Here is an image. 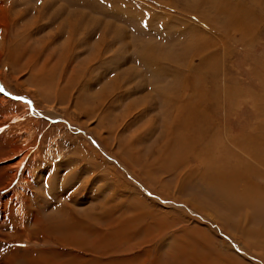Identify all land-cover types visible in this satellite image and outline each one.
Returning a JSON list of instances; mask_svg holds the SVG:
<instances>
[{"label": "rangeland", "instance_id": "obj_1", "mask_svg": "<svg viewBox=\"0 0 264 264\" xmlns=\"http://www.w3.org/2000/svg\"><path fill=\"white\" fill-rule=\"evenodd\" d=\"M83 14L85 17H88L87 20H84L87 22V33L79 30L80 25L85 23H83L82 20L84 17L82 16ZM243 15L244 17L246 16L247 20H245ZM238 18L241 19L239 20ZM240 28H243V31L242 29L239 31ZM245 28L247 29L246 33H244ZM23 33L26 35H32L33 37L31 38L39 39L43 46H45L43 52L44 57L47 59L48 69L50 67H54L57 61L62 62L60 66H65V68H60L61 70L58 69L59 71H56L53 74V78L55 77L62 87L65 85L66 77H70L74 74L75 76H82V79L80 78L79 81V83L81 82V86L75 89H70L69 99L66 97L64 100H59L56 98V94L53 91L46 94L44 87L42 99H33V92L36 84L33 80L37 79L36 77L31 75L29 72L24 71V73L28 74V76L23 75L21 78V80H25V84L24 86H17L14 81L15 76L9 75L11 72L10 68L3 70V68L7 67L11 61V58L8 59L9 56L5 52L7 51L8 46L12 47V39L10 38ZM121 36H123V39L121 38L119 40L120 42L118 41L119 43L117 42V44H115V38H120ZM21 38L23 37H19L18 39ZM81 41L83 42L82 47L79 45ZM71 42H73V44L77 47L73 45V48H71L69 45ZM30 52L33 53L32 51ZM21 54L22 53H18L19 56ZM150 54H155L157 56L154 58L151 57ZM140 57L146 58L145 62H143ZM150 57L153 58V60L151 59L148 61ZM92 58H94V61L89 62L88 60H91ZM12 61L14 64L21 65L18 56H14ZM88 65H90V67H88ZM60 75H62L61 78ZM16 77H20V74H16ZM261 77L263 79H261ZM0 79L3 81L4 87L8 89L10 94L13 96V100L10 98L12 102H10L5 108L2 109L0 105V123L2 122V124H0V135L13 130L16 132L15 134L20 133V136L24 135L25 137L23 138L29 139L28 145H23V147L25 152L27 150L30 152L29 157H27V162H31V160L36 161V167L31 169V182L33 183L34 179L40 176V171H42L41 173L43 176L40 178V187L36 190L35 194H33L32 190L30 201L31 203L33 202V204L25 207L19 205V207L14 206L15 209H7L11 213L8 216V220L0 222V264H7L9 256L12 257L11 264H19V262L17 263L15 261L17 256L13 254L15 249L22 251L26 250L28 254H33L32 256L35 259H39L40 264H66L72 261V259L68 257L58 258L57 255L52 252L39 254L53 246L50 245L48 239L42 240L40 237L31 236L33 242L27 243L29 242L27 236L30 237V232L27 233L26 236H22L21 234L22 229L26 233L28 229L31 228V226H29L27 229L24 227L23 223L30 220L32 214H37L38 218H44V220L47 221V218L51 216L50 214L53 213L55 209V203H64L67 199L66 196H64L61 201H56L54 199L47 202L46 199L50 196L49 193H45L44 197L39 195V191L42 193L47 189L49 173L59 171V179L55 180V182L59 181L58 184H62L61 182L63 181L62 178L64 176L61 177V175L64 174L65 171H67L65 175H68L72 172V170H79V166L81 164L72 165L70 167H68L69 165L63 166L62 168L60 167L59 170H56V166L62 165L63 160L68 158L78 159V152L86 149L97 151L98 160H105L104 162H110L109 157L112 154L113 157L117 158L115 155L117 152L121 153L128 161H131L130 156L132 155V152H128L129 155L122 152L120 148L121 146L118 147L117 145L119 144L115 142V140L114 142L109 141L111 149H106L104 143L95 135V128L98 126V123L100 124L99 118L95 117L88 119L79 114L80 112H85V110L88 109L86 102H82L84 108L83 110L77 109L78 113L74 108V102L80 92L85 89L86 92H81V94L86 97V95H91L92 92H95L101 88V86H104L105 82V87L110 84L115 86L120 84L123 86L119 92L121 91V93H126L119 99H122L119 102L120 104H116V111L112 112L110 110L111 117L105 121L108 123V127L106 129L108 130L114 126L117 119L115 117V122L113 121L114 124L112 119L116 114L117 118H122L124 113H127L125 110H127L129 105L132 104V112L136 111V113L131 112L128 119H133L134 117L137 119L138 117V120L136 121L137 123L135 122L133 126L131 125V128L123 125L121 129L123 133H121L120 130L115 129V132H113L114 134L111 133V136H114L116 141L121 139L120 141L127 142L131 138V135L136 132H141L140 130H142L144 132L142 133V140L137 142L133 147V149H139L140 153L142 152L141 158L147 159L146 153L148 149L150 152L155 151L156 139H158L161 132L167 126L168 120L166 118L169 116L165 112V100L167 98L162 95L164 93L169 95L173 101H176L178 99L177 97L181 93L187 91L189 101L194 103L191 108L195 106L196 113L198 110L197 107H200L205 100L209 101H205V104H203V110L205 113H209V120L213 123V130L218 133L216 134L217 136L210 135V138L213 136V139L211 140L213 143L212 145L203 144V146L208 149L209 154H213L215 151L214 143L217 140L216 137H218L222 139L223 145L229 148L230 144L228 141L236 134L245 132L252 123L253 125L259 121L264 123V110H262L264 109L262 108V106H264V0H0ZM85 79L91 80L92 84L83 88L82 84ZM227 87L229 89H227ZM230 87L231 90L235 89L236 91H241L243 94H240H242L241 96L243 97L239 100L238 95H231V93H229ZM216 88L221 90L218 91ZM245 90L248 91L247 94H251V92L254 91L252 93L253 97L254 94H259L257 104L254 101V103L252 101L246 102L245 99H243L246 95ZM47 98H51V101H48ZM181 98L182 96L179 98V101ZM213 99L216 103H213ZM137 101H141L138 106L136 104ZM33 103L37 106L35 105L34 107ZM149 105H152V108L147 107V109H145L144 112H141L139 116V106L144 108ZM136 106L138 109H136ZM37 112L43 115H56L58 119L54 120L56 123H52L48 120L45 122L46 124L40 123V125L36 127L34 124L38 117V114H36ZM71 115L77 117V120L79 119L80 121L76 122L72 120ZM118 115L121 116L118 117ZM191 115L194 116L195 113L191 112ZM151 120L156 121L153 130L151 129L152 131L147 130L148 128L145 126L150 123ZM29 126H32V128ZM25 129H27V132H25ZM85 133H89L91 139H89ZM209 133H212V130L209 131ZM187 135L189 136L190 134ZM10 137L11 139L14 138L12 135ZM175 138L174 150L176 148L177 141L182 145L183 142H188L189 139L187 138L190 137H186L184 134L176 131ZM252 139V137H249L247 141L242 142L241 146L245 145V147H241L242 150H234V156L237 158V161L239 159L240 160L238 161V165H235V167L233 166V168L230 169L232 172L234 171L233 173L231 172L234 175L231 174V178L227 180L225 179V183L231 182L232 184L234 182L233 177L236 176L235 172L239 170L244 174V179H247L248 183H250L249 180L251 179V183L260 189H264V146H262V144H264V135L261 139L257 138L258 141L255 144L258 145L256 148H253L255 144L250 142ZM190 143L192 145L194 142ZM247 144L249 147H247ZM38 145H40V151L37 154L34 146L38 147ZM256 149L260 151V153ZM187 150L189 151L190 148L188 147V144L186 145L184 143V145L177 149V153L172 152V160L174 155H180L181 152L188 155L186 153ZM198 152L199 149L196 148L194 154H198ZM252 152L253 155H251ZM7 153L8 152L4 147H0V168L15 163L10 162L12 160L11 155L4 157ZM247 156H250L253 160L247 162L244 158ZM199 158L206 160L207 155L199 153ZM90 160L91 159L89 158L87 159L88 162H90ZM177 160L178 159L175 161L177 162ZM237 161L235 163H237ZM191 162L193 165L196 164L193 160ZM200 163L206 167V163L201 162V160ZM181 164V161L176 163L171 170L177 167L178 169L183 168L180 167ZM31 165L33 164L30 163V168ZM111 165L110 167L113 168V170L110 171L109 169L110 175L118 179L120 181L119 187L128 192L132 188L125 182L126 177L129 179V176L116 164H114V166ZM135 167L139 171H144L142 167L138 165ZM38 168L41 170H37ZM118 169L120 171L117 172L116 170ZM206 169H204V172ZM19 170L22 169L19 168ZM19 170L17 172V177L13 179L10 184L12 190L14 189L16 191L18 197L20 194L18 189L15 188L19 185ZM207 171L209 172V170ZM97 173L83 176L84 179L80 176V174L85 175L87 173H78L79 175L75 176V179L73 180L74 182L71 181L69 183V180H67L68 186L69 188L71 186H81L86 182V180L93 182L96 177H100L101 175L103 176L101 172L97 171ZM103 173L109 176L108 170H104ZM170 174L175 175L174 172ZM142 175V177H144V182L150 181L151 175H147L145 172H143ZM194 177L197 178L198 176L195 175ZM236 177L238 178V176ZM164 180V183L169 184V189L172 187L170 190L172 194L177 193L179 197L181 196V201H184L183 199H190L196 204H200L197 203L200 201L201 203L203 202L202 206L205 208V211L202 213L203 216L207 217L211 214L218 215V217H216V221L225 234L236 235L238 230L236 227H233L236 225L235 222L240 221L242 217L241 214H243L242 212L246 213L250 210L249 208L251 204L247 203L240 204L242 205V207L240 206V210L236 208V198L233 199L234 193L232 194L231 191H225L227 196L226 200L223 199V201L219 202V199L222 198L218 199L217 197L215 198L212 196L209 203H207V201L203 200L200 195H197L196 190L190 189V187H188L189 185L185 186L188 184L187 182H183L185 184H183L184 189L179 193V191L176 190L177 186L175 183H177V180L175 176H170L168 179L164 178ZM101 183L102 182H98L97 186ZM215 183H217L216 185L218 188L221 180L220 182L216 181ZM4 185V179H2V181H0L1 197L5 195V191L7 190V186L4 187ZM10 185H8V187ZM211 185L216 187L214 184ZM159 186L160 185L156 187ZM226 186L227 184H222V188H225ZM136 189L140 190L141 188L137 185ZM114 190L115 187L111 182V184H109L103 192V194L105 193L102 195L104 199L94 202V204L92 203L85 211H82V209L85 206L87 207L92 200H81L77 203L76 209H79L77 211L86 212L90 208L96 209L95 206H99L101 201L112 197L111 194H113ZM87 191H89V189ZM133 191L134 189L129 192L130 194L127 196V200H125L126 202L129 200L128 203H133L134 201L138 202L143 200L145 203L156 204L153 203L155 201L159 203L146 193L143 194L140 192L139 195ZM235 191L237 193L239 192L238 190ZM29 193L30 190H26V194ZM221 193L225 195L223 191L218 194ZM261 195L264 196V193ZM36 196L37 200L35 201L34 198ZM82 196L83 194H80L77 196V199H81ZM215 200L218 202V206L216 208L212 206L216 203ZM262 200H264V197H262ZM122 204L124 203L122 202ZM117 206H119L118 203ZM1 208L2 205H0V209ZM134 208H125L124 211L132 213ZM145 208L146 207H144V210L148 212V209ZM171 208H173L172 205L169 210L162 209L157 205L156 208H152V211L154 212V217L157 219V226L160 223H163L164 231L171 236L173 242L170 240H164L163 236H159L157 239L161 238L162 241L156 239L157 241L155 240L153 245H150V248L144 257L138 258L135 262H127L125 257L113 256V263L152 264L157 256L156 264H201L199 262H193L190 259L188 260L185 256L176 255L175 251H178L177 254H180L179 251H182L181 248L185 247V245L182 243L180 244L178 241L181 242L183 238L187 237L192 239L193 236L190 235L191 232L189 229H187L189 234L186 230L184 233L183 231L173 229L170 226L171 222L167 223L165 219L167 215H170L171 213L180 214ZM254 208H256L255 213L260 214L259 216L263 218L260 220L256 214H251V222L259 224L262 222L261 225L264 230V202L259 203L257 207L254 205ZM187 213L193 219L197 217L196 214H193L190 211H187ZM117 215H115V217ZM232 215H235L236 217ZM22 218H25V220H22ZM256 218L260 221L256 222ZM21 221L23 223H20ZM200 221L203 223L200 224V226L203 227V232L212 240L215 250L217 249L223 256L233 257L229 259V261H225L227 264H262L257 259L251 257L249 258L246 251H239L236 247L230 245L231 242L229 243L220 232H217L216 236L211 233V231H218V228L214 225V223H209L206 220ZM204 225L208 226V228H205ZM200 226H194V228L199 229L201 228ZM141 233V239L149 238L148 228L141 231ZM180 234L183 238H181ZM90 236L91 234H88V236L84 238L87 243H89L88 246H90L92 250L96 249L94 251L97 253L102 254L103 251H105L106 253H111L112 255L114 253L118 254V251L122 249L121 246L117 244H111L110 246L105 245L104 243L100 246L101 248H96V244L93 245L94 240ZM175 237L177 241H174ZM241 239H245L244 242L246 243H250L252 241L256 243L260 242V237L256 234L253 236L247 235L245 238ZM223 240L229 244L228 249L221 245ZM177 242L180 245H177ZM237 242L240 241L237 240ZM136 245L137 244L134 241L122 247L127 249L136 247ZM188 245L190 248L193 247L192 243L191 245ZM204 253L208 254L207 257L210 263H217L213 260V252L210 247L202 252V254ZM252 254L254 255V253ZM137 255L138 254H135L134 256ZM27 258L28 255L25 259ZM14 261L15 263H13ZM72 262V264H82L77 260ZM21 263L25 264L26 262L24 263L22 261L20 264Z\"/></svg>", "mask_w": 264, "mask_h": 264}, {"label": "bare ground", "instance_id": "obj_2", "mask_svg": "<svg viewBox=\"0 0 264 264\" xmlns=\"http://www.w3.org/2000/svg\"><path fill=\"white\" fill-rule=\"evenodd\" d=\"M220 9H223V8H220ZM242 14H244V13H242ZM82 16H84L82 19L83 23H84L85 22L84 20H87L88 17H85L84 14ZM243 17H244V15H243ZM247 17H248V15H247ZM244 18H245V20H247L246 16ZM238 22H235V23H238ZM86 24H87V22H85L84 24H81L79 30L85 31L87 33L88 27H86L87 26ZM101 24H102V22H101ZM94 28H95V26H94ZM114 28H116V27H114ZM241 29L243 31V28H240L239 31ZM246 32H247V29L245 28L244 33H246ZM19 37H23V38L18 39ZM31 37H33V36L30 34L26 35L23 33V34H19L16 36H12L10 38V39H12L11 43H12L13 48L8 46V49L5 52L9 56L8 59L11 58V61L7 67L3 68V70L10 68L11 72L9 73V75L15 76L14 81L16 82L17 86H24V84H25V80L23 81V80H21V78L23 77V75L28 76V74L24 73V71H27L31 75L36 77L37 79L33 80L36 82L35 90L33 92L34 93L33 99H37V98L42 99L43 87L45 89L46 94H49L48 92L53 91V92H55L57 99L64 100V99H66V97H68V99H69L70 89H75V88L81 86V84H80L81 82L79 83V81H80V78L82 79V76H80V75L75 76V74L71 75V76L69 75L70 77H66L65 85H63L64 87H62L61 84L55 79V77L53 78V74L56 71H59L58 69L65 68V66H63V65L60 66L62 64V62H60V61L56 62L55 61L56 62L55 65L53 64L54 67L51 68L49 66L50 68L48 69L47 59L44 57V52H43L45 49V46H43V44L39 41V39H34ZM121 38L123 39V36H121L120 38L116 37L114 40L115 44H117V42ZM69 45L71 46V48H73V45H75V44H73V42H71ZM79 45L82 47L83 42L81 41L79 43ZM75 47H77V46L75 45ZM30 51H32L33 53H31ZM57 52H59V51H57ZM18 53H22V54L19 56ZM14 56H18L19 62H21V65L14 64V62L12 61V58ZM150 56L155 58L157 55L150 54ZM151 57L148 59V61L151 59L153 60V58H151ZM141 59L143 62H145V60H146V58H144V57H142ZM88 61L93 62L94 58H92L91 60H88ZM137 61H138V59H137ZM72 66H74V65H72ZM88 67H90V65H88ZM153 67H154V65H153ZM74 68H76V67H74ZM74 68H73V70H74ZM62 70H64V69H62ZM80 72H82V71H80ZM18 73L20 74V77H16V74H18ZM57 73H59V72H57ZM62 75H60V78L62 77ZM161 77H163V76H161ZM259 79H260V77H259ZM261 79H263V78L261 77ZM131 82H132V80H131ZM131 82H129V83H131ZM105 83H104V86H101V88H99L97 91L92 92L91 95H86V97H84L83 94H81V92H86V90L83 89L74 102V108H75V110H77V109L83 110L84 106L82 105V102H86L88 109L85 110V112H83V111L80 112L79 114L81 116L88 118V119H92L95 117L99 118L100 124L98 123V126L95 128V131H96L95 135L97 136V138L104 143V145L106 146V149L107 148L111 149V144L109 141L114 142V140H115V142H117L119 144L117 146L118 147L121 146L120 148H121L122 152H125L126 154H128V152H132L131 153L132 155L130 156L131 161L126 160L122 156V154L119 152H117L115 154L118 159L116 157H113L112 156L113 154H112L109 157L110 162L109 161L104 162L105 160L99 161L97 151H95V150L93 151L92 149L91 150L86 149L84 151L78 152L79 153L78 159L77 158H74V159L68 158L66 160H63L64 165L63 164L57 165L56 170H59L60 167L62 168L63 166L69 165L68 167H70L72 165H80L81 164L79 166L80 169L79 170L78 169L72 170V172L69 173L68 175H65V173L67 172V171H65L64 174L61 175V177L64 176L63 177L64 179L62 178L63 181L61 182L62 184H60V185L58 184L59 181L55 182V180L59 179L58 176H60V172L54 171V172L49 173V177H48V181H47L48 182L47 189L45 191H43L42 193H41V191H39V195L41 197H44L45 193H49L50 196L48 197V199H46L47 202H50L54 199L56 201H58V200L61 201L64 196H66L67 199L64 203H61V202L60 203L58 202V204L55 203V206H54L55 209H54L53 213L50 214L51 216L47 218V221H45L44 218L43 219H41L40 217L38 218L37 214H32L30 217V220H27L24 223L22 221L20 222V223H23L24 227H26L27 229L29 228V226H31V228H29L26 233L24 232L23 229L21 230V228H20L22 236H26L27 233H29V232L31 234L30 237L27 236V239L29 241L27 243L33 242L31 239V236H33V237L36 236L38 238L40 237V238H42V240L48 239L50 242V245H53V246L50 247V249L44 250L39 254H45V253H51L52 252V253L56 254L58 258L68 257V258H71L72 261L77 260L78 262H81L82 264H115L112 261L113 256L125 257L127 259V262H135V260H137L138 258L144 257L146 255V253L148 252V250L150 248V245H153V243L155 242V240L157 238H159V236H163L164 240L172 241L171 236L168 235L163 229L164 224L160 223L157 226V224H156L157 219L154 217V212L152 211V208H156L157 205L159 207H161L162 209H166V210H169L170 206L172 205L173 208H171V209L176 210L177 213H180V214L171 213L170 215H167L166 217L164 216L167 223L171 222L170 226L173 229L183 231L184 233L187 231V229H189L191 232L190 235L193 236L192 239H190L189 237L183 238V236H181V234H180L181 238H183V239L181 240V242L180 241H178V242L180 244L182 243L183 245H185V247H183L184 249L181 248L182 251L181 252L179 251L180 254H177L178 251L174 250L176 255L185 256L188 260L190 259L193 262H199L201 264H212L208 260V257H207L208 254L207 253L202 254V252L204 250H206L207 248L210 247L212 252H213V255H212L213 260L215 262H217L214 264H227L225 261L226 260L229 261V259L233 258V257L223 256L221 254V252L219 253L217 249L215 250L214 243L203 232V230H202L203 227L200 226V224L202 223L200 220H204V221L206 220L209 223H214V225L218 228V231H211V233H213L216 236V233L220 232L224 236V238L226 240H228L229 243L231 242L230 245L236 247V249L239 251H246V253H248L247 255L249 256V258L251 257V258L257 259L262 264H264V230H263V226L261 225L262 222L260 224L251 222V220H252L251 214H253V215L256 214L255 213L256 208H254V205H255V207H257L259 203L264 202V200H262V197H264V196L261 195L264 193V189H260L259 187H257L253 183H251V179L249 180L250 183H248L247 179L246 180L244 179V174L239 170L237 172H235V175L238 176V178L236 176H234L233 177L234 182L232 184H231V182L230 183L224 182L225 179L227 180V179L231 178L230 175L234 171L232 172L230 169L233 168V166L235 167V165H238V161L240 160L238 158L239 160L237 161V158L234 156V153H233L234 150H237V151L242 150L241 147H245V145L241 146L242 142L247 141L249 139V137L253 138L250 142H252L254 144L257 143V141H258L257 138L261 139V137L264 135V123H261L260 121H259L260 123L257 122L254 125L252 123L246 129L245 132L236 134L233 138H231L228 141V143L230 144L229 148L223 145L222 139L216 137V139H217L216 140L214 138L216 140V142L214 143L215 151L213 154H209L208 149L205 148L203 146V144L204 145H207V144L212 145L213 143L211 140L213 139V136H215L218 132L213 130V123L211 120H209V113L208 112L205 113L203 110V104H205L206 100L200 105V107H197L198 110L196 113V107L194 106L191 108L192 104L194 105V103L189 101L187 91H184L183 93H181L182 95L180 94L177 97L178 99L176 101H173L171 99V97H169V95H166L164 93L162 95L165 98H167L165 100L166 101V109H165L166 111L165 112L169 116L166 118L168 120L167 126L161 132L158 139H156L155 151L150 152V151H148L149 150L148 149L147 153H146L147 159L141 158L142 152L140 153L139 149H133V147L136 145L137 142L142 140L141 139V137L143 136L142 133H144L142 130H140L141 132H136L135 134L131 135L130 136L131 138L127 142L120 141L121 140L120 138H118L120 140L116 141V139H114L115 137L111 136V133L115 132V129H118L121 131L123 125L129 126L128 128H131L133 126V124L138 120V117H137V119H136V117H134L133 119H128V117H130L129 114L132 112V109H131L133 107L132 104L129 105L127 110H125V111H127V113H124L122 118H117V114H116L112 119V122L113 121L115 122V117L117 119L115 124L113 122L114 126L112 128H109L108 130L106 129L108 127V123H106L105 121L111 117L110 116L111 115L110 110L112 112L116 111V107H117L116 104H118L122 100V99L121 100H119V99L122 98L126 92H122V93H121V91L119 92V90H121V88L123 87L120 84L117 86L110 84L109 86L105 87ZM125 83H127V82H125ZM91 84H92L91 80L85 79L82 86H83V88H86V87L90 86ZM227 89H229V88L227 87ZM199 90H200V88H199ZM216 90H218V89L216 88ZM219 90H221V89H219ZM202 92H204V91H202ZM253 92H251V94H247L248 91H246V95L244 96L243 99H245L246 102H248V101L253 102L254 101L257 104L259 94H254V97H253V94H252ZM229 93H231V95H236V96L238 95L239 100L243 97V96H241L243 94L241 91H236L235 89L231 90V87H230ZM240 93H242V94H240ZM220 94H218V95H220ZM211 95H213V94H211ZM181 96H182V98L179 101V98ZM12 97H13L12 94H10L9 90L4 87L3 81L0 79V105H1L2 109L5 108L10 102H12V100H13ZM47 100L51 101V98H47ZM206 102H209V101H206ZM140 103H141V101L140 102L137 101V103H136L137 106L140 105ZM213 103H216L214 101V99H213ZM242 103H243V101H242ZM33 105L35 107L36 104L33 103ZM137 106H136V109H138ZM213 106H215V105H213ZM213 106H211V107H213ZM147 107L152 108V105L145 106L144 108L139 106L140 109L138 111V115L141 112H144V110L147 109ZM174 107H175V110H174ZM262 108H264V106H262ZM35 109H37V108H35ZM78 110L76 111L77 113H78ZM262 110H264V109H262ZM76 112H75V115H76ZM134 112L136 113V111H134ZM134 112H132V113H134ZM191 112H194L195 115L192 116ZM36 114H38V117H37L36 122L34 124V126H36V127H38L40 125V123L46 124L45 122L48 120L52 123H56L54 120L58 119V117L56 115L53 116L52 114L51 115H49V114L43 115L39 112H37ZM120 116L121 115H118V117H120ZM71 119L76 121V122L80 121L79 119L77 120V117H75L73 115H71ZM155 123H156V121L151 120L150 123L146 124L145 126L148 128L147 130L152 131ZM0 124H2V122ZM29 127L32 128V126H29ZM25 130H26L25 132H27V129H25ZM211 130H212V133H209V131H211ZM176 131L184 134L186 137H190V138H187V139H189L188 142L182 143V145H184V143L186 145L188 144V147L190 148V150L189 151L187 150V152H186L188 155H185V153L181 152L180 155H174V158L172 160V155H171L172 152L177 153V149L180 146H182L177 141L176 148H175V150L173 149L174 143H175L174 140L176 139L175 138ZM15 133L16 132L12 130L8 133L0 135V147H4L5 150H7V152H8L6 155H4V157L11 155L12 160L10 162H15L14 164L0 168L1 169L0 173L2 172L0 174V181H2V179H4V184H5L4 187L7 186V190L5 191V195L2 197L0 196V205H2V208L0 209V222L8 220V218H9L8 216L11 213L7 209H10V208L15 209V207H19V205L25 207L27 205L30 206L33 204V202L31 203V201H30V196L32 195V190H33V194H35L36 190L39 189V187H40V181H41L40 178L43 177L42 173H41L42 171H40L41 169L38 168L37 170L40 171L39 172L40 176L37 175L38 177H36V175H35L36 178L34 179L33 183L31 182L32 181L31 180L32 179L31 169L33 167L34 168L36 167V161L31 160V162L30 161L27 162V157H29L30 152L28 150L25 152V149L23 147V145H26V146L28 145L29 139L23 138L25 136L24 135L20 136L19 135L20 133L19 134H15ZM104 133L106 136L104 135ZM121 133H123V132L121 131ZM85 134L89 137V139H91V136L89 133H85ZM187 134H190V135L188 136ZM11 135L14 138L11 139V137H10ZM210 135H213L212 138H210ZM180 138H181V136H180ZM95 141H97V140H95ZM121 142H122V144H121ZM190 142H192V143L194 142V143L191 145ZM257 145L255 144V146H253V148H256ZM251 146H252V144H251ZM262 146H264V144H262ZM34 147L36 149L35 151H37V154H38L40 151V148H39L40 145H38V147H36V146H34ZM247 147H249V145ZM37 148H39V149H37ZM196 148L199 149L198 154H194V151L196 150ZM259 148H261V147H259ZM251 149H252V147H251ZM262 150H263V148H262ZM254 152H256V151H254ZM258 152L260 153V151H258ZM106 153H108V152H106ZM199 153L206 154L207 159L205 160V159L199 158ZM251 155H253V152ZM254 156H255V154H254ZM88 158L93 160V161L90 160V162H88L87 161ZM244 158L247 162L253 160L250 158V156H247ZM176 159H178L177 162L175 161ZM192 160L196 163L195 165L192 164V162H191ZM200 160H201V162L206 163V167H205V165L200 163ZM180 161L182 162L180 167H183V168L178 169V167H177V168L171 170L176 165V163H179ZM236 161H237V163H235ZM30 163L33 164V165H31V168H30ZM73 163H75V164H73ZM255 163H256V161H255ZM114 164H116L119 168H121L123 170V172L125 171L127 173V175L129 176L130 180L126 177L125 182L132 188L128 192H126L123 188H120L119 187L120 181L118 179H116L115 177L110 175V171L113 170V168H111L110 165L114 166ZM136 165L142 167V169L144 170L143 172H145L147 175H151L150 181L144 182V177H142L143 172L139 171L135 167ZM39 167H40V165H39ZM19 168L22 170H19ZM109 169H110V171H109ZM204 169H206L205 172H204ZM18 170H19V173H18L19 185L15 189H18V192L20 194L19 197L17 196L16 191L14 189L12 190L11 185H10L12 183L13 179H15L17 177ZM70 170H71V168H70ZM104 170H106V171L108 170L110 178L107 174L103 173ZM198 170H200L201 172ZM207 170H209V172ZM97 171L101 172L103 174V176L101 175L100 177H96V179L93 180V182H89V180H86V182L81 186L77 185V186H71L69 188L67 180H69V183L71 181L74 182L73 180L75 179L76 175L77 176L79 175L78 173H81V172H83V174L87 173L85 175L80 174V176H82V178H83V176H87V175H90L92 173L96 174ZM116 171L118 172L120 170L118 169ZM172 172H174L175 175H173V174L171 175L170 173H172ZM160 173H161V176H160ZM155 174H158V175H155ZM97 175H98V173H97ZM195 175H197L198 177L195 178L194 177ZM232 175H234V174H232ZM170 176L176 177V180H177V181L175 180L177 182V183H175L177 186L176 190L179 191V193L184 189V187H183L184 183L183 182H187L188 184L186 183L187 185H185V184L184 185L185 186L189 185L188 187H190V189L196 190L197 195H200L203 198V200L207 201V203H209L210 198L212 196H214L215 198L217 197L218 199L222 198V199H219V202L223 201V199L226 200L227 196H226L225 191L227 190L229 192L231 191L232 194L234 193L233 199L236 198V200H235L236 205H237L236 208H238L239 210H240V206L242 207V205H240V204H242V203L251 204V206L249 208L250 210H248L246 213L242 212L243 213V214H241L242 217L240 215L241 219L239 222H235L236 225L234 223L235 226H233L231 223V225L233 227H236L238 230L237 233L235 232L236 235H231V234H227V233L225 234L223 229L218 225V222L216 221L217 220L216 217H218V215L211 214L207 217L203 216L202 213L205 211V208L202 206L203 202L202 203H201V201L197 202V203H200L201 204L200 205V204L194 203L190 199H183L184 201H181L180 200L181 196L179 197V195L177 193L172 194L170 192L172 187L169 189V186H168L169 184L164 183V181H165L164 178L168 179ZM154 177H156V178H154ZM220 180H221L222 184H227V186L225 188H222L221 183H219V187L217 188V185H216L217 183H215V182L216 181L220 182ZM243 181L246 183H244ZM30 182H31V184H30ZM98 182H102L103 184L101 183L97 186ZM111 182H112L113 186L115 187L113 194H111V196H112L111 198L101 201V204L99 206H95L96 209L90 208L86 212L77 211V210H79V209H76L77 203H79L81 200H84V199L92 200V201H90V204L87 205V207L85 206L82 209V211H85L92 203L94 204V202H98L99 200L104 199V197H102V195H104L105 193L103 194V192L107 188V186L109 184H111ZM29 184L31 185V187ZM211 184L216 185V187L212 186ZM8 185H10V186L8 187ZM137 185L141 188L140 189L141 191L139 189H136ZM158 185H160V186L156 187ZM88 189H89V191H87ZM133 189L139 195H140V192H142L143 194L146 193L148 196H150L151 198H154L159 203H157L155 200H154L155 202H153V203H156L157 205L152 204V203H145L143 200H140L138 202L134 201L133 203H128L129 200L126 202L125 200H127L126 198L130 194L129 192ZM26 190H30V193L26 194ZM107 190H109V189H107ZM235 190H238L240 193L239 192L237 193ZM222 191L225 193V195H223L222 193L218 194L219 192H222ZM241 193H243V194H241ZM80 194H83L82 198L77 199V196H79ZM34 199L36 201L37 196ZM122 202L125 204V206H124V204H122ZM117 203L119 204V206H117ZM165 203H169V204H165ZM210 204H212V203H210ZM135 205H136V207H135ZM92 206H94V205H92ZM212 206H214L216 208L218 206V202L216 201V203ZM219 206H221V205H219ZM130 207L131 208L135 207L134 211L132 213H128L127 211H124L125 208L129 209ZM144 207H146L145 209H148V212L144 210ZM187 211H190L193 214H196L197 217L194 219L191 218L188 215ZM243 211H246V210H243ZM35 213H37V212H35ZM115 215H117V216L115 217ZM256 215L258 216V218H260V220L263 218V217L261 218L259 216L260 214H256ZM232 216H235V215H232ZM27 219H28V217H27ZM22 220H25V218H22ZM256 220H257V218H256ZM260 220H257L256 222H258ZM234 221H236V220H234ZM227 224H228V222H227ZM194 226H200L201 228L195 229ZM204 227L208 228V226H205V225H204ZM147 228L149 230V238L141 239V234H142L141 231H144ZM168 228H169V226H168ZM180 231H179V233H180ZM172 233H174V232H172ZM179 233H177V234H179ZM187 233H188V231H187ZM88 234L89 235L91 234L90 237L95 241V243H94V241L92 240L93 245L96 244V246H95L96 248H101L100 246L104 243L105 245H110V246H111V244H117V245L121 246L122 249H120V251H118L119 252L118 254L116 253L117 255L115 253L111 255V253L109 254V253H106L105 251H103L102 254L97 253L94 251L96 249L92 250L90 248V246H88L89 243H87L86 239L84 238V237L88 236ZM255 234L259 235V237H260L259 243H256L254 241H252L250 243H246V242H244L245 239H241V238H245L247 235L253 236ZM185 235H187V234H185ZM139 237H140V239H139ZM179 237H177V238H179ZM87 238H89V237H87ZM157 240L162 241L161 238L157 239ZM196 240H197V243H196ZM237 240H239L240 242H237ZM134 241L137 244L136 247L127 248V249L122 247V246H126L127 244H130ZM174 241H177L176 237L174 238ZM178 242H177V245H180V244H178ZM191 243H192L193 247L190 248L188 244L191 245ZM221 245L224 248L226 247V249H228L229 244L226 243L225 240H223L221 242ZM223 247H221V248H223ZM176 250H178V249H176ZM107 251H109V250H107ZM252 253H254V255ZM13 254L17 256L15 261L17 263L19 262V264L22 261L24 263L26 262L25 264H40L39 259L38 258L35 259L32 256L33 254H28V252L26 250L22 251V250H16L15 249L13 251ZM135 254H138V255L134 256ZM27 255H28V258L25 259V257ZM29 256H32V257H29ZM156 258H157V256H156ZM156 258L152 264H156ZM181 259H182V257H181ZM118 260H123V259H118ZM15 261L13 263H15ZM72 261H70L66 264H72L73 263ZM11 263H12V257L9 256V258L7 260V264H11ZM236 264H238V263H236Z\"/></svg>", "mask_w": 264, "mask_h": 264}]
</instances>
